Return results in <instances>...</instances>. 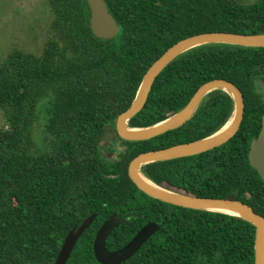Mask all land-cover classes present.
Listing matches in <instances>:
<instances>
[{
  "label": "trees",
  "instance_id": "trees-1",
  "mask_svg": "<svg viewBox=\"0 0 264 264\" xmlns=\"http://www.w3.org/2000/svg\"><path fill=\"white\" fill-rule=\"evenodd\" d=\"M106 1L122 26L116 38L95 36L88 0H49L53 19L43 50L15 49L0 62V109L7 121L0 129V264H55L68 233L92 212L100 218L68 264H102L94 252L95 226L116 205L146 204L140 195L151 202L140 212L149 218L140 221L157 219L161 228L124 264H255L251 222L153 198L138 189L127 168L143 151L188 143L221 128L234 109L227 92L210 93L182 127L132 142L120 170L108 164L101 144L107 125L131 106L145 73L172 45L204 32L262 33L264 0ZM261 73L264 47L206 44L175 59L132 125H151L179 111L215 78L241 88L245 118L227 143L148 164L145 173L195 196L242 200L264 216V180L249 157L262 128L264 102L255 87ZM43 109L48 120L40 145L35 127ZM138 228H118L110 241L123 247Z\"/></svg>",
  "mask_w": 264,
  "mask_h": 264
},
{
  "label": "water",
  "instance_id": "water-1",
  "mask_svg": "<svg viewBox=\"0 0 264 264\" xmlns=\"http://www.w3.org/2000/svg\"><path fill=\"white\" fill-rule=\"evenodd\" d=\"M88 3L91 9V29L95 36L101 39H112L120 35L122 26L111 13L107 1L88 0ZM206 44L264 47V32L251 34L229 31L204 32L183 38L172 45L145 73L131 106L116 120L117 131L121 137L128 140H150L185 125L198 113L210 93L216 90L227 92L234 101V109L228 121L221 128L188 143L142 152L131 160L129 174L142 191L164 202L186 208L235 215L251 222L256 227L255 264H264V216L258 213L253 206L239 199L200 197L181 192L156 182L144 171V167L151 163L194 156L215 149L232 139L241 128L246 107L244 93L235 82L225 78H215L204 83L188 104L170 116L147 126L132 125V119L147 104L158 76L180 55ZM229 122L230 124L225 128ZM114 123H109L107 126L110 127ZM113 136L112 130H106L102 140L109 142ZM249 157L251 165L258 170L264 180V115L260 134L252 141ZM223 210H228L230 213ZM95 218L96 214L89 216L80 226L73 228L68 233L55 264H68L76 244ZM123 222L125 219H117L112 216L105 220L98 230L94 241V252L100 263L123 264L127 262L161 228L157 222L151 221L143 226L126 245L116 250H110L107 247V239L112 231Z\"/></svg>",
  "mask_w": 264,
  "mask_h": 264
},
{
  "label": "rangeland",
  "instance_id": "rangeland-1",
  "mask_svg": "<svg viewBox=\"0 0 264 264\" xmlns=\"http://www.w3.org/2000/svg\"><path fill=\"white\" fill-rule=\"evenodd\" d=\"M256 0H239L250 4ZM53 19L49 0H0V62L13 50L40 53L49 37ZM35 130L42 145L48 114L42 110ZM7 127L4 112L0 109V129Z\"/></svg>",
  "mask_w": 264,
  "mask_h": 264
},
{
  "label": "flooded vegetation",
  "instance_id": "flooded-vegetation-1",
  "mask_svg": "<svg viewBox=\"0 0 264 264\" xmlns=\"http://www.w3.org/2000/svg\"><path fill=\"white\" fill-rule=\"evenodd\" d=\"M255 87H256V90L258 91L261 99L263 100L264 102V73H261L260 75H258L256 78H255ZM244 93V92H243ZM245 97V96H244ZM246 102V100H245ZM245 113H246V107H245ZM263 115H264V112H263ZM244 118H245V115H244ZM262 119H263V116H262ZM107 130H112L114 132V136L111 138V140L109 142H106V141H103L102 140V144H101V148H102V153H103V156L104 158L108 161V164H111V163H115L117 165L116 168H118L119 170L121 169L122 167V164H121V161L124 160V154H127L128 156L132 153L133 151V143L132 142H140V141H133V140H128V139H125L123 137H121L117 131V126H116V121L114 124H112L110 127L107 126ZM160 136V135H159ZM158 137V136H157ZM155 138V137H154ZM153 139V138H152ZM151 140V139H150ZM147 141V140H145ZM164 148V147H163ZM161 149V148H159ZM150 150H155V149H150ZM149 151V150H147ZM145 152V151H143ZM130 162L131 160L129 161L128 163V174H129V165H130ZM120 173H118L117 175H119ZM116 174H114L113 176H115ZM129 177L131 178L130 174H129ZM132 179V178H131ZM133 181V180H132ZM134 182V181H133ZM135 183V182H134ZM136 184V183H135ZM137 185V184H136ZM163 185H166L172 189H175V190H179L181 192H184L180 189H176L175 187H173L172 185L170 184H164ZM138 187V185H137ZM138 189L140 191H142L139 187ZM144 192V191H142ZM140 192L137 191V194H139ZM145 193V192H144ZM186 193V192H185ZM147 194V193H146ZM148 195V194H147ZM141 199L145 200L144 203L146 204H141V206H129V205H122V206H118L116 205L114 207V211H112L111 214H108L104 219L103 221L98 225V227L95 226V232H94V239H93V243L95 241V238H96V235H97V232L98 230L100 229V227L103 225V223L105 222V220L109 219L110 217L112 216H115L117 219H125V222L121 223L119 226H117L113 231L112 233L110 234V236L108 237L107 239V247L110 249V250H116V249H119L121 248L119 245H115L113 244L112 241H110V238L112 236V234L114 233V231L118 228H123V229H126V230H133V227L134 226H138L139 225V228L137 230H135L133 233L134 236L135 234L143 227L145 226L146 224H148L149 222L151 221H155L157 222L160 227H161V223L159 220L157 219H150L144 223H142L140 220H143V219H148L149 218V215L148 214H140L141 210L142 209H145L146 207H148V202L151 203L149 201V199H147V197L143 196V195H140L139 196ZM152 197V196H151ZM154 198V197H153ZM157 199V198H156ZM159 200V199H158ZM162 201V200H161ZM164 202V201H163ZM167 203V202H166ZM140 204V203H139ZM172 204V203H170ZM175 205V204H173ZM108 206L109 204L108 203H105L104 205H102V208L103 209H106L108 211ZM178 206V205H177ZM93 214H96V218L95 220L93 221V223L86 229V231L84 232V234L90 229L92 228V226L95 224L96 225V222L97 220H99L100 218V214L99 212H92L90 213L89 215H87L83 221L88 218L89 216L93 215ZM82 221V222H83ZM82 222L78 225H76L75 227H78L82 224ZM74 227V228H75ZM160 230V229H159ZM132 232V231H131ZM83 234V235H84ZM82 235V236H83ZM81 236V238H82ZM154 236V235H153ZM81 238L79 239L78 243L80 242ZM129 242V240L127 241V243ZM76 244V246H77ZM126 244V243H125ZM94 245V244H93ZM75 246V247H76ZM114 246H117V247H114ZM135 256V255H134ZM126 263V262H125ZM124 264V263H123Z\"/></svg>",
  "mask_w": 264,
  "mask_h": 264
},
{
  "label": "bare ground",
  "instance_id": "bare-ground-1",
  "mask_svg": "<svg viewBox=\"0 0 264 264\" xmlns=\"http://www.w3.org/2000/svg\"><path fill=\"white\" fill-rule=\"evenodd\" d=\"M229 124H230V122L225 126V128L228 127ZM225 128H224V129H225ZM223 211H225V212H227V213H230V211H228V210H223Z\"/></svg>",
  "mask_w": 264,
  "mask_h": 264
}]
</instances>
